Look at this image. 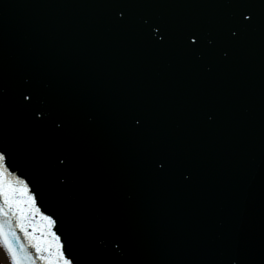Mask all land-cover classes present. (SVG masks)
<instances>
[{
  "label": "water",
  "instance_id": "95a60500",
  "mask_svg": "<svg viewBox=\"0 0 264 264\" xmlns=\"http://www.w3.org/2000/svg\"><path fill=\"white\" fill-rule=\"evenodd\" d=\"M0 150L75 264H264V0H0Z\"/></svg>",
  "mask_w": 264,
  "mask_h": 264
},
{
  "label": "snow or ice",
  "instance_id": "6c2138e0",
  "mask_svg": "<svg viewBox=\"0 0 264 264\" xmlns=\"http://www.w3.org/2000/svg\"><path fill=\"white\" fill-rule=\"evenodd\" d=\"M119 6L127 7L126 5ZM238 7H249V5L241 4ZM243 21H247L249 24L252 22L249 15H244ZM144 23L147 25L148 21ZM241 27H244L243 22H241ZM161 39L163 38L161 37ZM191 43L195 45L196 40L192 39ZM32 95L38 96L35 91ZM23 99L31 101V96L24 95ZM34 107L37 109V116L43 113L45 118H53L54 114L47 111L45 106L38 103ZM140 123L141 121L137 119L136 124L139 125ZM57 127L59 128L60 125H57ZM10 163L11 154L6 150H0V242L7 249L12 264H34L36 258L43 261V264H75L74 260L65 255L61 238L52 232L53 225L56 223L52 216L42 215V219L47 221L46 228L49 239L37 238L33 233L28 232L30 215L40 211L36 208L37 198L31 194L25 180L20 179L19 175L13 173ZM60 163L63 164L64 161L61 160ZM166 163L165 161V163L159 164L161 171L164 170ZM185 179H188V177H185ZM17 229L24 233V237L29 241V244L26 245L21 242ZM29 248L35 249V257L29 251ZM116 251L121 253L119 246H117ZM227 255L229 257L227 264H237L238 253L234 247L228 250Z\"/></svg>",
  "mask_w": 264,
  "mask_h": 264
},
{
  "label": "rangeland",
  "instance_id": "374dc122",
  "mask_svg": "<svg viewBox=\"0 0 264 264\" xmlns=\"http://www.w3.org/2000/svg\"><path fill=\"white\" fill-rule=\"evenodd\" d=\"M0 264H10L1 246H0Z\"/></svg>",
  "mask_w": 264,
  "mask_h": 264
}]
</instances>
